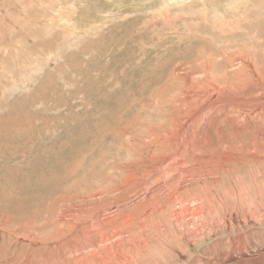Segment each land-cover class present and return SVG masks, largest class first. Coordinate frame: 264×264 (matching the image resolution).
Returning a JSON list of instances; mask_svg holds the SVG:
<instances>
[{
	"label": "rangeland",
	"instance_id": "obj_1",
	"mask_svg": "<svg viewBox=\"0 0 264 264\" xmlns=\"http://www.w3.org/2000/svg\"><path fill=\"white\" fill-rule=\"evenodd\" d=\"M263 26L264 0H0V224L11 223V237L0 243L9 263L33 249L72 259L67 246L52 241L53 224L72 233L79 203L115 189L127 175L141 176L149 133L175 111L184 88L204 81L202 65L211 62L221 76L223 55L252 46L263 53ZM190 67L189 80L180 79ZM250 178L253 194L264 174L256 184ZM220 183L232 189L224 178ZM235 202L229 209H237ZM262 205L251 207L257 217ZM227 214L200 244H168L165 254L143 263L235 264L240 235L253 233L260 251L245 264H264V218L239 230L226 225ZM82 219L76 224L87 223Z\"/></svg>",
	"mask_w": 264,
	"mask_h": 264
},
{
	"label": "bare ground",
	"instance_id": "obj_2",
	"mask_svg": "<svg viewBox=\"0 0 264 264\" xmlns=\"http://www.w3.org/2000/svg\"><path fill=\"white\" fill-rule=\"evenodd\" d=\"M217 22L225 27L221 16ZM260 52L261 49L252 46L244 52L223 55L226 61L222 63L227 66L221 76L216 75L218 70H212L211 62H203L200 69H204V81L190 82L182 89L184 97L176 100L180 104L175 105V111L165 114L163 122L151 129L150 140L144 145L146 152L139 158V165L144 168L142 175H127L115 189L99 193L101 196H95V200L79 203L78 208L72 209V233L66 224H53L56 228L52 241L67 246L72 259L66 252L52 256L33 249L25 256L20 255L17 264H36L37 259L42 264H58L52 262L55 257H63L61 264H145L148 257L162 255L168 244L194 245L208 239L215 232L220 216L224 214L222 219H227V212L231 217L225 222L230 228L242 230L254 220H263L264 215L257 217L258 208L254 207L263 206L264 183L258 185L259 189L256 185L253 194L249 185L255 187L250 177L256 184V178L264 174V52ZM177 71L180 75L182 69ZM193 73L190 67L180 79L189 80ZM254 96H258V101L251 100ZM166 164L169 167L163 169ZM222 178L232 185L230 191L220 185ZM241 183L247 184L244 187ZM228 201L230 204L236 201L237 209H229ZM107 211H111L108 218ZM84 217L88 218L87 223L76 224L82 223ZM10 224L0 227L7 229ZM7 230L0 232V237L6 240L11 237ZM252 234L240 235L244 245L233 249L231 261L235 264L251 262L252 251L259 253ZM29 242L31 246L37 245ZM7 255V245L0 243V264H10Z\"/></svg>",
	"mask_w": 264,
	"mask_h": 264
}]
</instances>
